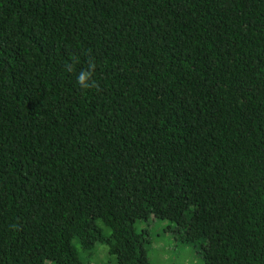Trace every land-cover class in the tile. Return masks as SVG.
<instances>
[{
    "label": "trees",
    "instance_id": "trees-1",
    "mask_svg": "<svg viewBox=\"0 0 264 264\" xmlns=\"http://www.w3.org/2000/svg\"><path fill=\"white\" fill-rule=\"evenodd\" d=\"M149 216L264 264V0H0V264H150Z\"/></svg>",
    "mask_w": 264,
    "mask_h": 264
},
{
    "label": "rangeland",
    "instance_id": "rangeland-1",
    "mask_svg": "<svg viewBox=\"0 0 264 264\" xmlns=\"http://www.w3.org/2000/svg\"><path fill=\"white\" fill-rule=\"evenodd\" d=\"M171 224L164 219L149 216L135 222L137 231L143 230L146 239L147 256L150 264H203L197 243L180 241L170 230ZM78 255L84 264H115L114 257L107 252L104 244L96 243L90 251L76 244ZM42 264H54L43 262Z\"/></svg>",
    "mask_w": 264,
    "mask_h": 264
},
{
    "label": "clouds",
    "instance_id": "clouds-1",
    "mask_svg": "<svg viewBox=\"0 0 264 264\" xmlns=\"http://www.w3.org/2000/svg\"><path fill=\"white\" fill-rule=\"evenodd\" d=\"M95 62L89 59V66L86 70H81L77 75V83L82 89H89L96 87V82L93 79L95 72ZM91 81V83H89Z\"/></svg>",
    "mask_w": 264,
    "mask_h": 264
}]
</instances>
